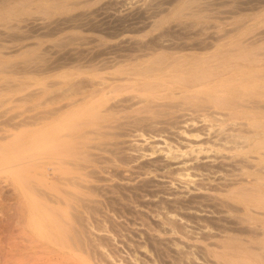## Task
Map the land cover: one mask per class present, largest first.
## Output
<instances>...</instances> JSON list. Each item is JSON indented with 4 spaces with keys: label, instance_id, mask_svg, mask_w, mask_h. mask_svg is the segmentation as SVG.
<instances>
[{
    "label": "bare ground",
    "instance_id": "6f19581e",
    "mask_svg": "<svg viewBox=\"0 0 264 264\" xmlns=\"http://www.w3.org/2000/svg\"><path fill=\"white\" fill-rule=\"evenodd\" d=\"M243 11L240 9L237 13ZM136 32L142 31L136 29ZM240 34L239 37L245 38L243 33ZM228 35L225 33L222 38ZM255 38L245 40L237 49L213 55L208 52L217 48V37H212L210 44L206 37L195 44L184 45L171 42L148 45L150 41L131 44L126 41L120 45L98 48L96 58L91 59L90 52L85 55V59L91 62L99 60L100 68L92 64L89 67L74 65L71 60L72 63L54 60L37 66L34 77H31L34 82L32 90L21 99L33 101L29 110L33 115L29 118H20L24 113L10 118L5 117L7 113L0 115V119L5 117L1 124L6 134L11 129L33 127L28 142L22 141L24 138L18 141V135H1L0 138L2 141H12L15 146L11 150L0 148V173L5 174L0 178L1 198L8 203L11 195L16 196L15 200L12 198L14 203L11 201L13 204L10 206L21 213L25 212L26 222L21 231L28 237L30 235L28 242L38 243L42 235L43 238L49 235L53 243L51 247L68 251L74 256L76 264H264V62H244V68L240 67L239 62V65L228 62L233 53L254 45ZM248 57L243 55L240 59L246 61ZM229 74H232L231 77L227 76ZM196 111L207 113L203 115L204 118L211 116L220 127L229 128L231 134L227 139L220 138L221 141L211 143L223 153L227 151L229 158L221 157L230 159L231 163L225 164L227 167H215V163L203 166V170L209 174L207 179L196 184L187 182L195 184L193 191L220 194L212 197L211 204L206 203V206L194 207L187 198L179 201L181 198L172 190L171 181L169 186L160 188L164 190V195L172 197L174 201L170 203L171 210L167 208L163 217L169 225L166 229L151 215L146 216L130 206L137 204L145 207L143 201L138 204L139 198H147L151 190H148L146 178H140L142 173L139 175L130 170V156H127V160L121 158L125 161L118 158L120 145L117 139L126 133H122L124 126L131 124L147 127L146 131L153 130L151 135L158 131L164 133L163 128L158 129L159 125L176 126L172 127L176 132H171L177 138L182 137L196 125L195 117L186 112L196 114ZM124 112H128L127 115L120 117ZM174 115L176 118L168 121ZM16 119L20 120L12 122ZM120 119L125 124H121ZM250 162L254 165L251 171L247 170ZM212 175L214 178L210 180ZM136 179L139 183H134ZM191 211L195 213L190 214ZM196 213H204L205 216L200 220ZM165 235L170 236L169 240L164 238L168 241L166 243L165 240L160 241L161 236ZM218 237L226 244L216 245L217 253L213 255L209 250L213 243H204ZM257 240L262 244L258 248L255 246ZM132 242H137L139 246H135L139 249L149 248L152 257L143 255L139 261L137 254L141 250H133ZM118 245L123 248L121 251H126V257L118 256ZM25 262L21 264H27Z\"/></svg>",
    "mask_w": 264,
    "mask_h": 264
},
{
    "label": "rangeland",
    "instance_id": "374dc122",
    "mask_svg": "<svg viewBox=\"0 0 264 264\" xmlns=\"http://www.w3.org/2000/svg\"><path fill=\"white\" fill-rule=\"evenodd\" d=\"M187 1L189 0H0V72H1L0 73V86H1L0 87V105H2L0 106V115H2L3 113H7V116L5 115V117L7 118H10V116L12 117L14 115L22 114V113L24 114L20 118H23V117L29 118L33 115V113L32 112L30 113L29 111L33 105V101L32 100L22 101L21 99L26 97L27 94L32 90V86L34 85V82L31 80V77H34L35 75L34 70L37 66H42L44 64H47L49 61L54 62L55 60V62H58V63L72 61L74 62V65L83 64L85 65V67H89L88 65L92 64L94 67L100 68L98 67L101 64L99 60L91 62L90 59H87V58L85 59V55L88 52H90L91 59L96 58L98 57V48L102 46L120 45V43L122 42L126 43V41L131 44L132 43L138 44V43H148L149 41L151 42L153 40L151 43L149 42L150 44L148 43V45H160L162 43L169 44L170 42L184 45V43L195 44L196 42L203 41L206 37L205 40H208V43L210 44V42L212 43L211 38L217 37L220 40L218 39L216 44L213 42L217 46V48H213L212 50L208 52L209 55H213V54H218V53H224L228 50L232 51L234 49H237L238 45L243 43L245 40H250V39L253 40V37L255 38L257 36L255 38L257 40L254 41L255 43L254 45L246 46L243 50L239 51L240 54L236 52L235 53L236 55H235L233 53L235 57L229 56L228 62H230V64L232 63L231 65L238 64L239 62V64L241 65L240 66L241 68H244L246 66L244 62H248V61L249 62H255V61L264 62V0H257V1L256 0H190L188 3ZM240 9L244 10L243 12L240 13L241 15L238 14L239 12L237 13V11ZM188 19H191V20H188ZM136 29L137 30L139 29L142 32L141 33L136 32ZM133 32H136V33L133 34ZM170 33L171 34L173 33L172 35L173 38ZM205 33L207 36L205 35ZM225 33H229L230 36L228 35L226 38L223 39L222 36ZM240 33L241 34L243 33L245 35V38L239 37ZM156 41H157V44H155ZM218 47H220V49H218ZM243 55L249 56L250 58L248 57L249 59L244 61L240 59V57H242ZM70 56H73V57L70 58ZM63 59L64 61H62ZM7 66H9V68ZM14 71L15 72L17 71V73L14 74ZM18 71L20 74L18 73ZM242 71H244V69H242ZM245 72H248V70H245ZM231 75L232 74H229L227 76L231 77ZM44 76L48 77L47 75H43V77ZM25 83L26 85H24ZM14 86L16 88H14ZM26 86L27 87L31 86V87L29 89H26L25 88ZM1 89H3L4 91ZM20 91L21 93H18ZM1 93L3 94V96H1L2 95ZM7 101L8 103H6ZM26 109L28 111L25 113L24 111ZM202 112L203 111H196V114L195 113L191 114V112L189 113L186 112L187 114H190L193 117H195L196 125L195 124L193 125V129L187 130L188 132L184 134L185 136L182 135V137L180 136L179 138L173 135L176 132V130H174L173 128H176V126L170 127L167 124L159 125L157 126L158 129L163 128L166 132L164 131V133H162L158 131V133H152L151 135V131L153 130L146 131L147 127L146 128L142 126L137 127L131 124V126L130 125L124 126L125 129L122 131V133H125V132L126 133L122 134L117 139V142L119 143V145L122 146V147L118 146L119 148V150L117 151L118 156H119L118 158H120V160L122 161H125L130 156L128 158L131 161L130 164L132 163L131 165H129L130 170L132 172L138 173L139 175L140 173H142L143 176L141 175L140 178H144V179L146 178V182H148L147 183L148 190H151L149 191L150 192L149 193L150 197L148 196L149 198L147 197L142 200L141 198H139L140 202H138V204L143 201L142 203L145 202L144 203L145 207L143 208L139 207L137 206V204H130V206L132 207L134 206L133 208H136L135 211H139L142 214H145L146 216L147 214L151 215L152 218H154V220L156 219L155 220L156 222H160L161 224H164V228L166 229L169 228V225L167 224V222L164 220L163 217L165 216L168 209L171 208L169 206L171 205L170 203H172L173 198L172 197L168 198L167 195H164L165 192H162L164 190L160 188H162L164 185L169 186V182L171 181L173 183L171 187L172 190H174V192L179 194L178 196H180L181 198V200L179 201L182 202L183 199L187 198L188 203L193 204L194 207L203 205V204H205L206 206V203L207 205L211 204L212 197H215V195L219 196L220 194H211L209 192L205 193L202 191L200 192L193 191L195 190L194 185L201 180H204V179L206 180L208 177L207 175H209L208 172H205V170H203L204 169L203 166L206 167V166L213 165L215 163L214 164L215 167L216 166L218 167L220 165L226 166L225 164L229 165L231 163L230 159H223V158H227L230 154H228L227 151L226 152L224 151L223 153V151L218 150V146L214 147V144L211 143L214 140L219 141L220 138L227 139L228 135L231 134L230 131H228L229 128L227 126H225V129H224V126L220 127L219 124L215 120H213L211 116H209L210 118H204L203 115L205 116L207 113L205 112L202 113ZM127 113L128 112L126 113L124 112L120 114V117L127 115ZM175 116L176 115L171 116L168 119V121L172 120L173 118H176ZM5 117H2L0 119V138H2L1 135L8 136L9 134L10 136L18 135V138H17L18 141H20L23 138L24 139L22 141L24 142H28L31 140L30 138L32 136V131H33V127L31 126H28L27 129L25 127H21L22 128V129L20 128L21 130L11 129V131H9L6 134L5 131H3L4 128L1 124V122L5 119ZM19 120L20 119H16V120H13L12 122H18ZM204 120H207V121L204 122ZM178 121H181V120H178ZM119 122L121 124H125L124 123L125 121L123 119H120ZM178 126L180 127V125ZM208 126L209 128H206ZM171 131L172 132L174 131V133H172ZM142 134L145 136L142 137ZM146 138L148 139V142ZM121 142H123L125 145L123 143L121 144ZM181 142L184 144H182ZM3 147L10 149V150L15 148L12 141L0 140V148H3ZM121 151H124V152H121ZM212 155L214 159L212 158ZM221 155L223 158L221 157ZM123 157L125 158V160H123L124 159ZM218 158H220L221 161H219ZM119 163L118 165H121L123 168L124 166ZM250 163L251 165L250 167H247V170L250 169L251 171L252 169L251 166L253 165V163L252 162ZM142 164L143 166H140ZM137 166L139 167V169ZM200 169L203 171H200ZM192 174L194 177L192 176ZM4 175L0 173V178L3 177ZM213 178L214 176L210 180H213ZM137 181L138 180L136 179L134 183H139ZM189 181L194 182L195 184L193 183L187 184V182ZM128 189H130V187ZM157 191L160 194H158ZM159 191H161L162 193ZM154 192L157 193V195ZM122 193L123 192H121L120 194L123 195ZM187 193L188 195H186ZM12 196L13 195L9 197L10 200L8 199L7 201L8 203L3 202L1 198V189H0V231H1L0 232V264H4V263L5 264L6 263L7 264H17V263L21 264V263H24L25 261H26L25 263L30 264L29 261L31 260H32L31 261L32 264H37V263L41 264L43 262H44L43 264H53V263L55 264L56 261H58L60 264H67V262L68 264H76L74 256L70 255L68 251L62 250V249L59 250V248L61 247H57V246H56V249L55 247L52 248L53 243L50 242L49 235L45 236L44 238L42 235L41 241L38 243L36 242L39 247L37 246L35 242H34L35 244L34 243L30 244V242H28L30 235L28 237L27 235L23 234L21 231V227L24 226L23 224L26 222L25 217H24L25 212L21 213L20 210L16 211L14 210L12 206H10L14 203V200L16 197V196H13V197ZM151 196H154V197H151ZM6 206H7V209H6ZM132 207L131 209L134 210ZM146 207L147 208L149 207V208L147 209ZM193 213L195 212L194 211L190 212V214H193ZM196 214L197 216L199 215L198 219L200 218V220H202V218L205 216L204 213L203 214L196 213ZM206 216H210V215H206ZM177 220L179 219L177 218ZM138 223L140 222L138 221ZM138 229L141 230L140 227H138ZM211 232L215 233L213 231ZM164 238L165 239L168 238L169 240L170 236L169 235L168 236L165 235L164 237L161 236L160 241L163 242L162 240H165ZM211 240L212 241H207L204 244L210 245L213 243L212 245L214 246L210 245L209 250L211 251L213 255H216L217 253V250L215 249L216 245L217 246L225 245L226 243L222 242L221 239L219 240V237L211 239ZM164 242L166 243L168 241L165 240ZM136 244L137 242L131 243L133 250L139 249L137 248L139 245L138 244L136 245ZM198 245H201V244H198ZM255 246L258 248L262 246V244L259 242V240H257L255 241ZM118 247H119L118 256L121 255L123 256V258L126 257L125 256L126 253H124L126 251L124 252L123 250L121 251V249L123 248L120 245H118ZM41 248H42V251H41ZM33 249L35 251H33ZM142 249H139L141 250V251L138 250L139 252L137 251L138 252L137 259H139V261H141V258L139 257H143V255L152 257V255L149 254L150 253L149 248H146V249L142 248ZM26 251L28 252L30 251V252L28 253ZM64 256H67L68 258L67 257L64 258ZM31 257L32 258L36 257V258L32 259ZM22 258L24 261L22 260ZM119 258H117L116 260L117 262L119 261ZM49 259L51 260V262H49L50 261ZM243 259L247 260V258L245 257H243ZM115 264H122V262H118ZM134 264H139V263L136 262Z\"/></svg>",
    "mask_w": 264,
    "mask_h": 264
}]
</instances>
